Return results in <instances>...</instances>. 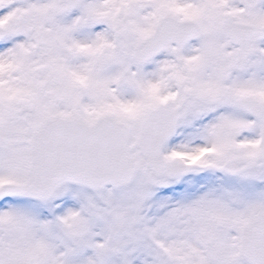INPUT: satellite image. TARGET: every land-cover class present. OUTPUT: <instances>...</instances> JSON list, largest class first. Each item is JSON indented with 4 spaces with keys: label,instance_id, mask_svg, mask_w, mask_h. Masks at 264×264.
Segmentation results:
<instances>
[{
    "label": "snow or ice",
    "instance_id": "obj_1",
    "mask_svg": "<svg viewBox=\"0 0 264 264\" xmlns=\"http://www.w3.org/2000/svg\"><path fill=\"white\" fill-rule=\"evenodd\" d=\"M0 264H264V0H0Z\"/></svg>",
    "mask_w": 264,
    "mask_h": 264
}]
</instances>
